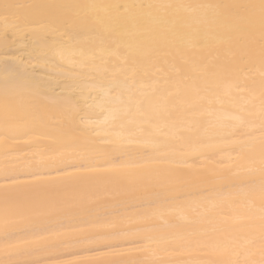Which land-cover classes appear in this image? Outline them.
<instances>
[{"label": "bare ground", "instance_id": "6f19581e", "mask_svg": "<svg viewBox=\"0 0 264 264\" xmlns=\"http://www.w3.org/2000/svg\"><path fill=\"white\" fill-rule=\"evenodd\" d=\"M259 0H0L18 6L16 35L0 18V260L17 264H216L224 260L260 264L259 221L246 219L249 189L258 186L264 77L257 58L242 64L229 46L209 36L193 48L189 34L173 35L149 4H246ZM101 5L94 26L49 34L45 26L75 9ZM145 6V7H140ZM211 12L209 11V15ZM199 20L201 11H181ZM219 35V33L215 34ZM258 35V34H257ZM162 36L171 41L166 62L152 61ZM133 53L142 69L136 87L172 116L164 135H105L111 121L81 111L69 125L50 103L67 88L55 70L99 76L115 42ZM181 50L195 62L185 64ZM235 51V49H233ZM241 88L213 103V115L199 106L190 85L205 73ZM24 75L42 85L39 100L4 83ZM185 77L189 79L185 80ZM185 84L189 85L186 87ZM215 100V97H213ZM7 103V107H6ZM197 105V106H193ZM241 108L254 115L240 126L230 117ZM95 121L87 132L85 121ZM99 134H96V133ZM247 146L254 162L240 159ZM259 200L253 210L258 217ZM252 237L238 254L225 253L231 237ZM142 237L153 242L143 246ZM166 238V239H162ZM197 243H187V241Z\"/></svg>", "mask_w": 264, "mask_h": 264}, {"label": "snow or ice", "instance_id": "6c2138e0", "mask_svg": "<svg viewBox=\"0 0 264 264\" xmlns=\"http://www.w3.org/2000/svg\"><path fill=\"white\" fill-rule=\"evenodd\" d=\"M18 6L9 3L0 4V18H2L4 29L7 32L12 30L16 35L21 31L17 23L18 16L14 11ZM55 7L75 9L71 14L58 16L45 26L49 34L60 33L61 30L71 31L87 26H94L107 30V21L104 17L96 14L95 10L102 8L101 5H60ZM145 7V6H140ZM151 15V10H156L160 14V23L170 25L169 31L173 35L189 34L192 37L191 46L193 48L205 44L209 36H213L219 44L229 46V52L234 58L247 65L257 58L261 65V76L264 77V0L258 3L246 4H149L146 6ZM194 13L201 11L199 20L193 21L191 16H181L180 12ZM209 11L211 14L209 15ZM219 33V35H215ZM258 34V35H257ZM171 44L166 36L153 48L152 61L158 63L166 62V57L170 55L165 51ZM235 49V51H233ZM178 56L184 59L185 64H191L193 70H197L194 61L186 58V55L177 49ZM109 55L115 56L118 62L110 66L106 61L99 69V76L88 74L82 75L75 70L65 71L62 66L56 65L55 70L61 72L68 81L67 88L56 98L51 99L54 105L64 116L65 121L71 125L75 116L81 111L89 113L99 112L104 116L105 121H111V128L106 130L105 135L121 136L128 135H164L165 128L172 116V112L167 107L166 98H162L164 103L157 106L153 98L136 87V77L142 70L133 53L121 51L119 41L115 42V47L111 48ZM222 72L214 71L205 73V77L199 82L190 85L191 91L195 95L199 106H204L208 116L213 115L212 104L221 102V96L230 94L231 90H239V81L223 82ZM189 79L185 77V80ZM264 83V81H262ZM186 87L189 85L185 84ZM43 85L36 79L20 75L12 81L6 80L4 88L7 91L13 89L18 93L27 92L34 100H39ZM215 97V100L213 99ZM264 97V93H262ZM264 105V99H262ZM197 106V105H193ZM7 107V103H6ZM253 113L241 108L239 114L230 117L238 121L240 126L250 122ZM261 135L259 137V173L261 181L258 189L253 185L249 189V197L245 206L246 214L241 219H246L252 226L255 221H259L260 254L264 257V106L261 108ZM95 121H85L84 129H72L70 132H87L92 128ZM96 134H99L98 132ZM240 159L254 162L248 155L247 146L241 145ZM259 200V215L254 213L255 200ZM162 239H166L163 238ZM141 244L147 246L153 242L152 237H142ZM187 243H197L187 241ZM255 239L252 237L241 240L238 237L229 238L221 247L225 253L238 254L240 250L253 245ZM0 264H17V262L0 260ZM216 264H238L237 261L224 260ZM245 264H255L254 261H245ZM264 264V259L260 261Z\"/></svg>", "mask_w": 264, "mask_h": 264}]
</instances>
